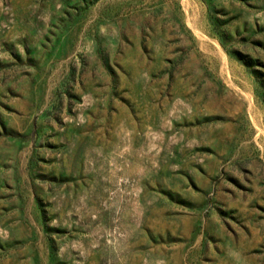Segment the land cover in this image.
Wrapping results in <instances>:
<instances>
[{"label": "rangeland", "instance_id": "374dc122", "mask_svg": "<svg viewBox=\"0 0 264 264\" xmlns=\"http://www.w3.org/2000/svg\"><path fill=\"white\" fill-rule=\"evenodd\" d=\"M0 264H264V0H0Z\"/></svg>", "mask_w": 264, "mask_h": 264}]
</instances>
